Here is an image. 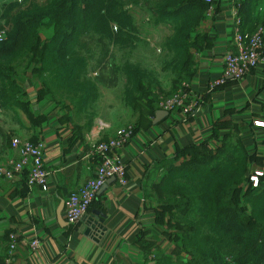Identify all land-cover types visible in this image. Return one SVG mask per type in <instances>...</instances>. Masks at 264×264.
Returning <instances> with one entry per match:
<instances>
[{"label":"crops","instance_id":"0c3cea01","mask_svg":"<svg viewBox=\"0 0 264 264\" xmlns=\"http://www.w3.org/2000/svg\"><path fill=\"white\" fill-rule=\"evenodd\" d=\"M10 2L1 0L0 6ZM232 9L233 0H213L198 28L203 44L193 51V64L185 74L167 67L153 51L150 60L138 62L134 58L139 47L113 44L101 66L89 59L86 78L92 87L87 95L79 92L83 97L65 89L52 92V84L41 82L37 72H21L27 111L14 134L43 145L48 192L29 187L27 175L15 182L0 180V240L5 242L0 253H7L2 264L12 235L17 238L12 264H143L149 242L159 244L155 250L172 254L175 247L162 239L157 203L149 200V189L160 184L167 159L181 149L202 144L217 149L229 139L242 145L256 169L264 171V64L242 81L218 83L224 77L225 56L234 50ZM245 9L242 31L250 36L257 31L253 17L258 15L252 2H246ZM259 12L264 16L262 8ZM129 63L140 69L132 82ZM179 82L202 100L200 112L188 119L176 111L155 123L157 103L180 89ZM128 126L134 136L120 150L128 184H107L88 214L77 225H68L65 201L96 174L93 146ZM1 129L9 131L4 125ZM8 140L7 135L0 138V165L18 156ZM62 205L65 226L58 220ZM35 239L40 243L37 251L30 246Z\"/></svg>","mask_w":264,"mask_h":264},{"label":"trees","instance_id":"16d2710c","mask_svg":"<svg viewBox=\"0 0 264 264\" xmlns=\"http://www.w3.org/2000/svg\"><path fill=\"white\" fill-rule=\"evenodd\" d=\"M246 2L255 6L257 30L264 21L259 12L264 10V0H243V20ZM140 7L152 11L154 26L163 24L172 29L163 46L165 64L187 73L193 64V51H199L203 44L198 28L209 9L204 0H24L2 5L0 17L9 27L0 42V112L4 118L20 120L24 107L19 84L22 71L37 72L41 82L45 79L57 89L63 85L61 89L70 95L81 96L79 92L92 87L86 78L89 60L81 51V39L86 36L135 50L142 39L132 11ZM128 67L131 82L138 79L139 67L130 63ZM191 152L209 153L215 156L214 161L198 163L184 173L171 170L181 155ZM167 162L160 182L161 197L152 194L149 200L157 203L160 226L172 227L171 219L181 212L186 230L176 236L172 254L144 248L143 264H263L264 171L256 169L245 148L225 139L217 149L206 144L181 149ZM258 172L262 175L254 187L251 178ZM0 243L5 242L2 239ZM6 254L0 253V264Z\"/></svg>","mask_w":264,"mask_h":264},{"label":"built area","instance_id":"2783aa9c","mask_svg":"<svg viewBox=\"0 0 264 264\" xmlns=\"http://www.w3.org/2000/svg\"><path fill=\"white\" fill-rule=\"evenodd\" d=\"M18 1V0H15ZM22 2V0H19ZM243 0H233L232 17L234 23V50L227 53L224 60V77L218 83L227 80L242 81L252 74L261 64H264V29L245 36L242 31L243 18L241 16ZM1 2V0H0ZM213 8V0H204ZM208 9V11H209ZM6 33L0 30V42L4 41ZM202 107V100L194 98L188 86L184 83L171 97L159 102V110L170 113L180 112L185 118L195 117ZM134 136L131 126L119 129L115 136L106 141H101L93 146V153L98 157L95 177L89 180L78 191L73 192L65 201V218L70 226L77 225L88 214L92 204L96 201L101 189L112 179L121 185L128 184V168L120 155V150L128 145ZM12 149L19 156L17 161L11 160L0 167V180L7 182L18 181L27 175L29 187H39L43 192H48L49 172L44 162V147L41 143L33 145L19 139L12 141ZM258 172L251 178L254 187L259 184ZM17 238L11 236V250L5 264H12V251L16 247ZM33 251L40 247L38 240L30 244ZM264 264V262H263Z\"/></svg>","mask_w":264,"mask_h":264},{"label":"rangeland","instance_id":"374dc122","mask_svg":"<svg viewBox=\"0 0 264 264\" xmlns=\"http://www.w3.org/2000/svg\"><path fill=\"white\" fill-rule=\"evenodd\" d=\"M24 0L21 1H13L11 3H23ZM39 1V0H37ZM10 4V3H8ZM262 6L264 8V2H262ZM2 7L0 6V9ZM133 15L136 18V22L140 28V35L141 38L143 40H141L142 42L140 43V45L138 46V52L139 54L134 58L135 61H142L143 59H148L150 60L151 57V52L153 51L156 54V58L163 60L165 59V51L163 49L164 44L166 43V39L172 34V29L167 26V25H163L161 24L160 26H154L151 23V20L154 16V14L152 13V11H150L148 9V7H140L139 9H134L132 11ZM263 26V25H262ZM263 28V27H260ZM264 29V28H263ZM0 30L4 31L5 33L9 30V27L5 24V21L1 18L0 20ZM80 44H82V48L81 51L84 55L85 58H87V60L89 59H93L92 61L98 63L99 66H101L104 61H105V57L107 56L108 51L110 50L109 46L110 44L107 42L102 43V41H99L97 39H89L88 37L84 36L81 41ZM82 55V54H81ZM38 57L39 55L34 59L33 61V65L35 66L38 62ZM38 76V75H37ZM39 77V76H38ZM40 80V79H39ZM45 82H48L44 79ZM63 85H58V87H60L59 89L57 88H53L50 87V90L52 92L55 93H59L61 91V87ZM86 95H87V90H82ZM89 93H91V90L88 91ZM83 94V95H85ZM79 95V94H78ZM83 95H81L83 97ZM171 97V96H170ZM169 98V97H167ZM164 98V99H167ZM162 99V100H164ZM160 100V101H162ZM159 101V102H160ZM24 104L23 109H21L22 111L19 112L20 116V120H22V112L24 110L27 111V107L25 106L24 101H22ZM10 114V113H9ZM18 121H20L19 119H17ZM17 120L12 119L11 116L8 117V119H5L4 116L1 114L0 112V138H4L5 135L8 136L9 140L8 142L10 143V146L12 148V141L14 139H19L23 142H27V143H31L33 145H37L38 143H33L31 140H27V139H22L20 137H17V135H15L14 133L18 131L19 129V122ZM23 121V120H22ZM6 126L8 127L9 131L8 133H4L3 130L1 129V127ZM264 128V127H263ZM2 130V132H1ZM16 151V150H14ZM17 153V151H16ZM18 155V153H17ZM214 155L211 156L209 153L205 154L203 152H191V153H186L181 155V158H179L176 162H174L173 164V169H176L179 173H181V171L184 173L187 171L188 167H191L193 165H197L198 163H205L207 161H214ZM19 159V156H17V158H11L8 159L7 161H5L4 163H2L1 165L14 160L17 161ZM0 165V167H1ZM182 169V170H181ZM183 181V180H182ZM160 185V184H159ZM153 186L151 189H149V191L152 192L153 197L154 198H158V196L161 197V193H160V186ZM164 186V185H163ZM162 186V187H163ZM174 220L171 219V221L173 222V226L172 227H166L162 228L163 229V240L166 239L167 241H169L170 245L176 247L175 242L177 241V237L180 236L186 229H184L187 225V221L183 215V213L179 212L177 214V216L174 218ZM177 236V237H176ZM160 239V240H162ZM165 240V241H166ZM150 244L147 246V249H149L150 247H153L152 250H155V246L159 245L154 242H149ZM169 245L167 244L166 247H168ZM153 259V256L150 255V260Z\"/></svg>","mask_w":264,"mask_h":264},{"label":"water","instance_id":"95a60500","mask_svg":"<svg viewBox=\"0 0 264 264\" xmlns=\"http://www.w3.org/2000/svg\"><path fill=\"white\" fill-rule=\"evenodd\" d=\"M168 116H169V113H168V112L163 111V110H158V111L156 112V115H155V123L160 122L161 120L167 118ZM111 182H115V179L110 180L107 184H109V183H111ZM107 184H106V185H107ZM106 185H105V186H106ZM105 186H104V187H105ZM104 187H103V188H104ZM103 188L101 189V191L103 190ZM101 191L99 192V194L101 193ZM62 209H63V205L60 207V209H59V211H58V220H59V223H60L62 226H65L66 223H63V221H62V216H61V211H62ZM96 216L98 217L99 214L96 213ZM67 224H68V223H67Z\"/></svg>","mask_w":264,"mask_h":264}]
</instances>
